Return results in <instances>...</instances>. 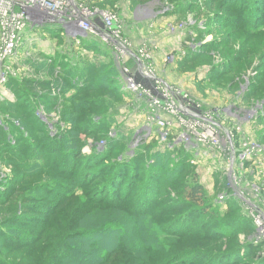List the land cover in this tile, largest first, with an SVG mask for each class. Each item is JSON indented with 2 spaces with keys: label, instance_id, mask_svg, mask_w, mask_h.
Segmentation results:
<instances>
[{
  "label": "rangeland",
  "instance_id": "374dc122",
  "mask_svg": "<svg viewBox=\"0 0 264 264\" xmlns=\"http://www.w3.org/2000/svg\"><path fill=\"white\" fill-rule=\"evenodd\" d=\"M107 1L113 6L115 5L114 9L117 7V10L114 11L113 8L106 7L108 10L102 11H109L117 15L122 24L121 39L124 41L127 39L128 43L135 40L141 45L139 48H128L132 56L142 58L139 54L142 49H145L143 53L148 54L151 58L150 61L142 58L147 67L150 64L156 75H158L157 72H160L159 75L161 74L165 81L188 94L202 110L220 113H226L225 111L229 110L227 115L237 113L241 118L246 117V120L242 122L235 120L237 124L236 122L233 124L232 121L226 124V128L233 133L237 150L250 143L264 147V5L258 9L252 8V3L247 1H240V4L233 1L234 5L232 3L228 5L221 0H150L152 2L144 6L141 5V0H104L101 1V4L107 6L109 4ZM250 8L259 17L258 21L256 19L249 21L254 24L253 28L249 22L243 21ZM136 14L143 18L139 22L140 28L138 27V29L134 26L129 27L134 22V25L138 22L135 19ZM171 27L175 29L171 30ZM160 29L163 30L162 33H160ZM139 30L143 33L142 35ZM124 33H128L127 37L123 35ZM1 34L0 30V40ZM157 34H159L161 42L158 48L161 50V54H172L174 57L172 64L165 65V56L164 63H161L158 69L155 68L153 61L156 47L151 46V42H156ZM210 43H212L211 47L206 48L203 57H201L199 54L202 50L201 46ZM165 46H175L176 48L173 47L174 50L167 48L166 50ZM77 48L73 47L72 50H69L74 56H81L80 50ZM60 50L61 45L58 43L50 46L43 42L40 45L31 46L29 42H26L19 46L12 57L5 60L3 64L0 63V67H3L5 71L9 70L10 73L7 75L6 82L0 84V128L5 126L7 135H11V139L14 138L11 142L14 149H22V154L27 152L25 155L31 153L29 150L27 151V146L25 147L23 141L21 142L18 137L22 134L20 126H23L28 130L29 137L41 139L36 140V148L38 145L39 149L49 147L50 143L46 139L49 136L55 139L64 138L67 141V146L76 151L71 154V161L74 162L76 168L75 180L71 178L67 180L69 183L64 182L66 183L65 188H72L75 185L74 194L78 197L77 201L69 202L67 208L59 212V216L56 215L52 219L48 216L49 219L46 222L48 229L45 233L35 236L34 227L22 229L17 223L5 228V231L15 230L18 234L13 235L15 238L29 241L24 254L18 252L16 262L25 256L33 264H50L52 256L50 253L54 245L63 240V234L70 232V228H77V225L80 224L83 228L94 226L95 230L102 231L101 234L96 235L93 241L98 244L99 256H96L94 262L90 264H178L180 262L192 264L191 261L196 257L191 255L192 253L184 255L182 253L189 252L195 246L198 247L201 243L200 240L206 242V251L220 249L222 252H227L235 244L238 247H247L254 243L258 234L256 220H253L255 232L251 223H248L243 232L237 236L234 244L230 238L212 242L209 238L198 237V226L190 225L188 217L179 218L174 210L176 206L173 202L180 201L181 197L173 191L168 195L167 188L162 186V183L158 184V192L154 194L155 202L150 205L144 204L138 212L133 211V201H136L147 176L149 173H153L155 165L159 164L160 168H163V170L159 168L163 173L160 175V179L163 180L168 174L167 169H172L182 162L189 165L186 167L187 177L189 174L197 176L199 185L203 187L210 206L213 207L210 210H217L218 218L223 219L230 202L219 203L218 196L223 188V175L226 178L229 175V162L226 161L223 152L212 145H200L202 149L198 150L200 157L190 159V157L181 156V158L172 148L177 145L174 142L170 141V144L162 143L159 140L160 144H157L158 141L155 142V136L159 135L157 128H154L151 136L146 137L148 132L144 130V125L148 111L133 107V98L128 95H136L132 91H124L128 94L121 97L105 88L95 87L94 92L85 93L84 96L90 97L99 94L104 97V100L88 107V110L79 112L78 115L74 114V117L71 112L67 111L66 113V108L72 106L69 99L76 90L69 85L68 79L63 76L64 72L59 69L60 72L48 73L46 66L43 65L51 63L44 61L43 58L39 60V57H32V53L36 52L37 56L40 52H45L50 57H54ZM87 54L91 58L86 60L91 63L104 64V61L115 60L123 68H133L130 65L132 57L128 55L129 53L124 56L121 53H117L116 56L113 53H108L105 60L104 57L98 59L96 54ZM188 55L197 57L193 60L196 67L185 72L188 66L185 69L182 61ZM158 60L161 59L158 58ZM28 61L32 63L38 61V63L32 65L28 64ZM127 62L130 63V66ZM228 65L233 66L230 71L227 68ZM40 66L44 69L40 70ZM223 68L227 70L224 69L225 71L220 74L215 73ZM59 73H63V75H59ZM213 73L216 74V77L211 80L210 76ZM118 80L122 89L124 80L121 76ZM38 81L51 84L49 96L46 95L47 90L44 89V91L39 86L38 98H31L36 110L22 108L20 98L11 88L20 84L26 90V84ZM42 91L46 94H43ZM135 105H139V103H135ZM66 114L67 117H65ZM95 116H99L107 124L90 134L95 125L84 127L80 125V122ZM165 118L168 119V117ZM178 134L179 129H176L174 135L178 137ZM108 140H114L115 143H109ZM58 142L61 141L58 140ZM209 150L211 158H206L203 153H209ZM1 151L5 150L1 149ZM1 151L0 179L13 177L15 161L7 154H2ZM9 151L12 152L11 149ZM13 151L15 152V150ZM118 151L124 152L118 160L121 171H117L118 168L112 162V158ZM42 152L45 153V151ZM215 154L218 158L213 156ZM40 162L43 160L41 159ZM257 162V165L261 166L253 168L255 172H250L249 169L248 176L250 180L257 179L255 183L258 185V179L264 180V171L261 172L262 169L264 170V154ZM135 165L140 166L141 169L137 166V171L134 170ZM81 168L82 170L84 168L82 175H78ZM29 170L31 176L26 178L28 183L35 182L38 185H43L46 184V181H49L50 184L54 182L47 175L40 173V167L33 169L29 164ZM114 172L128 173L130 177L133 172L134 176L138 174L131 181L129 204L124 205L119 197V200L113 202L108 200L104 204L92 203L89 195L96 198L95 200H99L111 194L109 189L113 190L115 185L117 188V183L112 181V178L116 177L112 175ZM217 172H221L222 176H217L215 174ZM77 177L80 178V184H77ZM187 177L185 180H190ZM57 180L61 181L62 178L58 177ZM71 183L73 185H69ZM78 188L80 190L77 191ZM92 190L95 192L91 193ZM79 201L84 204L83 207L79 205ZM257 204L264 216V198L258 199ZM242 217L244 221L247 220L244 216ZM133 235L137 242H133L132 247L127 244L122 245L129 241ZM201 235L204 234L201 233ZM86 240L81 237L79 242L85 245L84 241ZM76 241L77 239L72 243L76 245ZM197 250L200 248H196L195 251ZM256 250L252 261L257 264L258 259H264V247L258 246ZM66 255L68 259L63 256L65 260H61L62 262L59 260L60 263L68 264L66 261L73 260V255H69V253ZM196 256L198 257V255ZM83 258H87V256ZM239 259L241 260V257ZM80 264H88V261L82 259Z\"/></svg>",
  "mask_w": 264,
  "mask_h": 264
},
{
  "label": "trees",
  "instance_id": "16d2710c",
  "mask_svg": "<svg viewBox=\"0 0 264 264\" xmlns=\"http://www.w3.org/2000/svg\"><path fill=\"white\" fill-rule=\"evenodd\" d=\"M78 3L84 4L85 6L89 7L90 9H99V10H105L106 7H111L113 10H117L115 8V5L110 4L109 1H107L110 5L104 6L101 4V1L104 0H76ZM141 5H147L151 3L152 1L149 0H141ZM224 3L231 4L233 1H237V3L240 4V1L248 3H252V8H260L261 5H264V0H221ZM232 5H234L232 3ZM250 8L248 11V14H246L243 21L249 22V21H255V19L259 20V17L255 15V11ZM108 10V9H106ZM256 10V9H255ZM257 12V10H256ZM259 13V12H258ZM242 18L240 17V20ZM257 20V21H258ZM251 27H255L253 23H250ZM248 25V23H247ZM46 33L50 36V39L56 40L55 43H58L61 45V50L59 53H56L54 57H50L45 52H40L37 56L36 53H32V57L43 58L44 61H49V64H44L43 66H46L48 73H56L59 71V69L64 72L59 73V75H63L65 78L68 79V83L71 87H73L76 91L75 94L71 96L69 101L71 102L72 106L70 108H66V113L71 112L72 116L74 117V114H80L79 112H83L85 109L95 105V103L100 102L104 100V97L99 94H94L93 96H84L85 93L88 92H94L95 87H102L107 90H110L111 92L119 95L124 96L127 95V92H123L119 85L118 78L121 76L122 67L117 64L114 61H108L100 64H97L96 62H90L89 60L91 57L87 53H93L97 55L98 59H101V57H104V60L106 57H108V51L106 49H100L98 45L94 42H92V39H82L81 47L78 48L80 50L81 56H74L69 49L72 50V47L70 45L66 44L65 40L60 36L58 31L55 30H48ZM211 44H203L202 50L199 54H201V57H203V53L206 48L211 47ZM39 45V44H34ZM32 45V46H34ZM189 45V44H188ZM200 47V48H201ZM41 48V47H40ZM199 48V49H200ZM36 50V49H35ZM93 57V56H92ZM197 57L195 56H185L183 59V67L188 70L194 69L196 66V63H193L194 59ZM191 59V60H190ZM199 59V58H198ZM27 61V60H26ZM35 61V60H34ZM86 61H88V64H86ZM38 63V61H36ZM35 62V63H36ZM28 64H35L34 62H27ZM37 65V64H36ZM79 65V66H77ZM186 65V66H185ZM233 66H227L228 70L230 71ZM77 68L76 70H74ZM87 68L86 70H83ZM40 70L44 69L42 66L39 67ZM221 69L218 72L215 73H223V71L227 69ZM60 72V71H59ZM213 72V71H212ZM83 73V74H80ZM58 74V73H57ZM58 77V75H57ZM211 80L216 77V74H212ZM13 79V78H12ZM77 79V81H76ZM50 83L48 82H31L28 85L26 84L24 90L22 86L16 85L14 88H11L12 91L18 95L20 98L19 101L22 108L29 109V110H36L34 103H32L31 98L35 97L38 98V88L39 86L42 88V90L46 89L47 97L49 96L50 91ZM44 86V87H43ZM10 88V86H9ZM61 88V87H60ZM45 91V90H44ZM97 93V92H96ZM22 94L21 96H19ZM45 95V96H46ZM130 97L133 98V107H135V103H140L139 97L137 95H130ZM137 96V98H136ZM46 97V98H47ZM48 99V98H47ZM1 107V106H0ZM100 107V106H99ZM99 107H96L97 109ZM91 109V108H89ZM94 109V108H92ZM143 110V108H140ZM90 116V115H89ZM67 117V114L66 116ZM76 117V116H75ZM88 117V116H87ZM78 120V118H77ZM101 118L99 116H95L93 118H89L87 121L80 122L82 126L89 125V127L93 126L94 130L91 131L90 134L96 132L100 129L102 125H106L107 122L100 121ZM10 123V119H8ZM37 121V119H36ZM40 124L41 122L38 121ZM89 122V124H88ZM11 124V123H10ZM15 124V122H14ZM12 127V126H11ZM14 127V126H13ZM81 127V126H80ZM29 128V127H27ZM82 128V127H81ZM7 128L4 126L2 129L0 128V151L1 149L5 151H1L2 154H7L10 158H13L14 163V170L15 175L13 177L3 178L0 179V264H33L32 261H29L26 259L25 256H23V259L16 262V258L18 252L23 253L25 252L27 244H29V241L15 238L13 235H18L15 230L5 231V228H9L10 225L18 224V226L22 229L27 228H35L36 232L34 235H38L39 233H45L47 231L48 227L46 225L47 219L51 217L55 218L56 215L59 214L61 210H64L67 208V204L69 202H76L78 198L75 193V185L72 183L69 185H73L72 188L66 187L67 180L73 178L75 180V166L74 162L71 161V154L73 153V148H69L67 146V141L64 138L55 139L53 137L46 138L47 142L50 143L49 147L46 148H40L39 145L35 146L36 140H41L38 138L29 137L28 130L20 126V130L22 131V134L18 136L20 138V141H23V145L27 146V151L29 150L28 155L22 154V149H14L11 142L14 139H11V135H7ZM96 130V131H95ZM6 131V133H5ZM29 137V138H28ZM53 138V139H52ZM112 138V137H111ZM58 140L61 142L59 143ZM66 142H64V141ZM158 136H155V142H157ZM115 143L114 140L110 141ZM157 144H160L158 141ZM43 145V143H42ZM16 146V145H14ZM29 147V148H28ZM176 155L179 157L184 156L185 158H196V154L187 149L183 144H177L174 147H172ZM9 149L12 150V152L9 151ZM15 150V152L13 151ZM42 151H45L42 152ZM76 153V151H74ZM189 152V153H188ZM123 151H118L115 155V159L112 158V162L114 166L117 169V171H121L118 163L120 157H122ZM192 153V154H190ZM182 158V157H181ZM43 160V162H40V160ZM36 160V162H33ZM35 163V164H33ZM28 164V167H27ZM29 164L30 168H41L40 173L42 175H47L54 181L52 184L49 183V181H46V184L38 185L35 182H27L26 178L27 176H31V171L29 170ZM32 164V165H31ZM132 164V163H131ZM138 165L134 166V170L136 169ZM187 166L188 164L185 163H179L178 166L167 169L168 174L165 175L164 179H160V175L163 174L161 170H159L160 165L157 164L153 168V173H149L147 176V179L145 180V184H143V187L141 188V192H139L138 197L136 198V201H133V211L138 212L140 209H142V206L144 204L150 205L155 200H153L154 194L158 192V184L162 183V186L167 188L168 195L173 191L176 192L178 196L181 197L180 201L173 202L176 207H174V210L179 215V218L188 217L190 221V225H196L198 226V237L202 239L209 238L212 242L216 241L219 242L222 239H229L230 241H233V244L236 243L237 236L243 232V229L248 226V223L253 226V219L249 215H244L246 212L244 210V207L234 198L231 196L232 191L228 188V182L227 178L223 175V185H222V191L226 192L228 194V198L224 200V202H230V206L228 208V211L226 213V216H224L223 219H219L217 214V210H210L213 209L212 205L210 206V202L208 201L205 191L201 185H199L197 176H192L189 174L190 180H185L186 172H187ZM70 167V168H69ZM72 167V168H71ZM139 169L140 166H138ZM167 167V166H166ZM165 167V168H166ZM168 168V167H167ZM181 168V169H180ZM163 170V168H160ZM84 170V168H83ZM82 168L80 169L78 175H82ZM26 174V175H25ZM112 174V173H111ZM183 174V175H182ZM217 176H222L221 172L215 173ZM113 176H116L115 178H112V181L117 183V188L114 186L113 190L111 191L110 195L100 198L99 200H95L96 198H92L91 195H89V199L92 203L97 204H104L105 201H116V200H122L124 202V205L129 204V200L131 199L130 191V185L131 181L137 177L134 172L133 175L131 174V177L128 175V173H119L114 172L112 174ZM151 175V176H150ZM181 175V176H180ZM191 176V178H190ZM61 177L62 180L58 181L57 178ZM187 177V178H188ZM250 179V178H249ZM77 184H80V178H76ZM175 182V183H174ZM69 183V182H68ZM124 187V188H123ZM82 188V187H81ZM125 189V192H124ZM80 190V188L77 189V191ZM76 191V192H77ZM95 190H92L91 193H94ZM113 192V193H112ZM119 197V198H118ZM219 202V201H218ZM219 202V203H224ZM62 204V205H61ZM80 206H84L81 201H79ZM123 205V204H121ZM83 210V209H80ZM147 212V211H146ZM244 213V214H243ZM49 216V218H48ZM59 216V215H58ZM245 217V220L243 217ZM25 217V218H24ZM181 222V220H180ZM127 223V222H126ZM189 223V222H188ZM88 227L83 228L80 225H77V228H70V232H66L63 234V240L56 243L54 245V248L51 250V257L49 263L51 264H62L60 261L68 259L66 253H69V255H73L74 258L71 261H66L68 264H80L82 259H86L88 261V264L93 263L96 256H99L100 250L98 248V244L94 241V238L96 235L101 234L102 231H97L95 228ZM102 227V226H101ZM192 227V226H190ZM75 229V230H74ZM254 232L255 227L253 226ZM67 231V229H66ZM204 234V235H201ZM87 239L84 241L85 245L80 244L79 240L80 238ZM77 239L75 243L76 245L72 243L73 240ZM135 235H133L129 241L126 243H123L122 245H130L132 247L133 242L136 241ZM200 245L195 246L192 250H189V252L182 253V255L187 253H192L191 255H194L196 257L195 260L191 261L192 264H256L255 261H252L253 254L257 252L256 247L262 246L264 247V241H260L258 243L255 242L251 243V245L247 247H238L237 244L232 245L227 252H222L219 250H209L206 251V242L200 240ZM32 244V243H31ZM206 245V246H205ZM196 248H200V250H196ZM87 256V258H83L84 256ZM198 255V257L196 256ZM63 256L65 258H63ZM200 257V258H199ZM241 257V260L239 259ZM243 257V258H242ZM208 260H204V259ZM239 259V260H238ZM60 260V261H59ZM61 261V262H62ZM189 263V262H188ZM258 263H264V259H258ZM171 264V263H170ZM178 264H186V262H180Z\"/></svg>",
  "mask_w": 264,
  "mask_h": 264
},
{
  "label": "built area",
  "instance_id": "2783aa9c",
  "mask_svg": "<svg viewBox=\"0 0 264 264\" xmlns=\"http://www.w3.org/2000/svg\"><path fill=\"white\" fill-rule=\"evenodd\" d=\"M50 29L58 31L72 48H80L82 39L97 37L111 47L115 56L117 53L122 56L129 53L135 66L122 67L124 83L121 90L134 92L140 100L135 107L148 111L144 125V130L148 132L146 137L151 136L154 128H157L160 142L183 144L196 157H200V145L219 148L217 150L223 152L229 162L228 188L235 191L231 190V196L244 207L246 214L257 221L255 242L264 241V216L257 204L258 199L264 198V180L258 179L257 185V179L250 180L248 176L249 169L253 172V168L261 166L257 165V160L264 154V147L250 143L237 150L233 133L226 128L231 121L235 124V120L242 122L246 117L241 118L237 113L227 115L229 110L226 113L202 110L188 94L169 84L161 74L156 75L149 63L147 67L142 58L149 61L151 58L143 53L145 49L140 51L142 58L130 54V44L121 39L122 24L116 14L90 9L76 0H0V63L12 57L19 46L26 42L31 46L43 42L53 46L56 40L50 39L46 33ZM174 29L171 27V30ZM173 61L172 54L166 56V64ZM0 69V84H4L10 73L3 67ZM176 129H179L178 137L174 135ZM203 155L211 158V151ZM213 156L218 158L216 154ZM226 198V192L218 196L220 202Z\"/></svg>",
  "mask_w": 264,
  "mask_h": 264
},
{
  "label": "crops",
  "instance_id": "0c3cea01",
  "mask_svg": "<svg viewBox=\"0 0 264 264\" xmlns=\"http://www.w3.org/2000/svg\"><path fill=\"white\" fill-rule=\"evenodd\" d=\"M146 18V17H145ZM135 19L138 21H136L137 23H136V25H134V23H133V25H131V26H129V27H136L137 29H138V27H139V22L140 21H142L143 20V18L142 17H139V15L138 14H136V16H135ZM132 23V22H131ZM168 26H170V25H168ZM158 27V26H157ZM126 28H128V27H126ZM140 28V27H139ZM157 29H159V28H157ZM128 30V29H127ZM140 31V30H139ZM162 31L163 30H161L160 29V33H162ZM141 32V31H140ZM143 33L141 32L140 33V35H142ZM124 36H126L127 37V35H128V33H124L123 34ZM139 35V36H140ZM137 36V35H136ZM139 36H137V37H139ZM161 37V36H160ZM156 42H151V46H155L156 47V53L154 54V64H155V68H159V66H160V64L162 63H164V58H165V56H167V55H165L164 53H162L161 54V50L160 49H158L159 47H160V44H161V42L159 41V34H157V36H156ZM126 41H127V39H125ZM92 42H94V43H96L97 45H98V47H100V48H102V49H106L107 48V51L110 53V54H112L113 52H112V49H111V47L110 46H108V45H106L105 43H103L101 40H100V38H97V37H94V39H92ZM128 42V41H127ZM131 43H129L130 44V47H132V48H139V46H141L140 45V43H138V42H136L135 40H134V42H132V41H130ZM172 45H174V44H172ZM166 47V46H165ZM173 47H175V46H173ZM173 47H166L165 49L167 50V48H173ZM164 48V47H163ZM176 48V47H175ZM172 50H174V48L172 49ZM177 50H178V46H177ZM177 50H175V51H177ZM160 54H161V56H160ZM158 58L159 59H161V60H158ZM125 59V58H124ZM130 61H131V66L132 67H134V63H133V61L130 59ZM127 64H128V62H127ZM128 64V65H129ZM129 65V66H130ZM165 65H166V63H165ZM161 67H163V66H161ZM158 74L160 73V72H157Z\"/></svg>",
  "mask_w": 264,
  "mask_h": 264
},
{
  "label": "water",
  "instance_id": "95a60500",
  "mask_svg": "<svg viewBox=\"0 0 264 264\" xmlns=\"http://www.w3.org/2000/svg\"><path fill=\"white\" fill-rule=\"evenodd\" d=\"M129 52H131L130 50H128Z\"/></svg>",
  "mask_w": 264,
  "mask_h": 264
},
{
  "label": "bare ground",
  "instance_id": "6f19581e",
  "mask_svg": "<svg viewBox=\"0 0 264 264\" xmlns=\"http://www.w3.org/2000/svg\"><path fill=\"white\" fill-rule=\"evenodd\" d=\"M161 2V1H160ZM149 67V66H148ZM230 130V129H229Z\"/></svg>",
  "mask_w": 264,
  "mask_h": 264
}]
</instances>
